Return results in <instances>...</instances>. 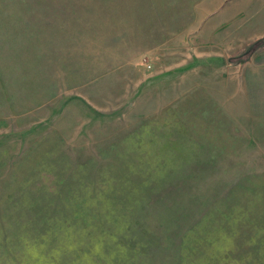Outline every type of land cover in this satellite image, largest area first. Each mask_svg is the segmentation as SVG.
<instances>
[{
	"label": "rangeland",
	"instance_id": "obj_1",
	"mask_svg": "<svg viewBox=\"0 0 264 264\" xmlns=\"http://www.w3.org/2000/svg\"><path fill=\"white\" fill-rule=\"evenodd\" d=\"M264 0H0V264H264Z\"/></svg>",
	"mask_w": 264,
	"mask_h": 264
},
{
	"label": "trees",
	"instance_id": "obj_2",
	"mask_svg": "<svg viewBox=\"0 0 264 264\" xmlns=\"http://www.w3.org/2000/svg\"><path fill=\"white\" fill-rule=\"evenodd\" d=\"M263 39H264V37H263Z\"/></svg>",
	"mask_w": 264,
	"mask_h": 264
}]
</instances>
